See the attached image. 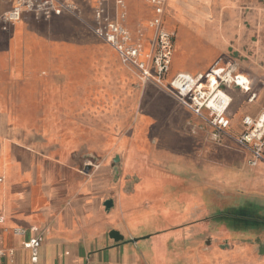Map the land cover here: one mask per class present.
Listing matches in <instances>:
<instances>
[{
	"label": "crops",
	"instance_id": "crops-1",
	"mask_svg": "<svg viewBox=\"0 0 264 264\" xmlns=\"http://www.w3.org/2000/svg\"><path fill=\"white\" fill-rule=\"evenodd\" d=\"M71 1L60 16L7 21L0 0V264H264L247 231L208 218L264 213V160L252 166L237 141L264 109V0H167L176 39L162 83L94 33L101 0ZM103 4L151 64L152 1ZM234 61L250 90L224 87L230 125L216 137L166 84Z\"/></svg>",
	"mask_w": 264,
	"mask_h": 264
},
{
	"label": "built area",
	"instance_id": "built-area-1",
	"mask_svg": "<svg viewBox=\"0 0 264 264\" xmlns=\"http://www.w3.org/2000/svg\"><path fill=\"white\" fill-rule=\"evenodd\" d=\"M8 1L11 2V8L2 16L7 21L20 20L25 13L49 19L76 10L75 4L71 0ZM105 1L101 0L95 8L94 33L115 47L124 62L135 65L145 80L162 83L170 71L173 49V34L162 27L167 0H151L156 12L153 23L157 27L156 49L150 56L151 64L140 59L141 47L133 43L127 28L123 24L111 20L103 4ZM118 2L122 3L123 0H118ZM237 67L238 65L234 61L225 66L215 65L209 71L196 75L179 72L166 84V89L182 105L204 118L214 128V135L220 137L230 125L226 110L231 98L224 87L234 84L246 91L250 90L249 80L237 72ZM243 124L245 130L237 138V141L250 149L249 163L255 166L264 160V109L256 117L245 116ZM1 221H3V217H0ZM16 232L22 233L23 230L18 229ZM42 240L41 236H34L25 243V246L31 251L34 263L38 262ZM5 255L6 252L0 249V258Z\"/></svg>",
	"mask_w": 264,
	"mask_h": 264
},
{
	"label": "trees",
	"instance_id": "trees-1",
	"mask_svg": "<svg viewBox=\"0 0 264 264\" xmlns=\"http://www.w3.org/2000/svg\"><path fill=\"white\" fill-rule=\"evenodd\" d=\"M221 216L223 223L231 228L242 231H264V213L259 210L233 206L228 207L226 211L221 213Z\"/></svg>",
	"mask_w": 264,
	"mask_h": 264
},
{
	"label": "rangeland",
	"instance_id": "rangeland-1",
	"mask_svg": "<svg viewBox=\"0 0 264 264\" xmlns=\"http://www.w3.org/2000/svg\"><path fill=\"white\" fill-rule=\"evenodd\" d=\"M162 27L166 30V31H168V32H170V33H172L173 34V49H172V56H173V53H174V47H175V39H176V34H175V32H174V30H169V29H167L165 26H163V23H162ZM171 62H172V57H171ZM170 67H171V64H170ZM228 207H233V206H226V207H222V208H215V210H214V212H212L211 214H210V216H208V218H209V222H214V223H218V224H221V223H223V221L221 220L222 219V216H221V213H223L224 211H226V209L228 208ZM234 207H236V205H234ZM194 220V219H193ZM190 222H192V221H190ZM197 235L196 233H186L185 235H186V239L188 238H193V236L194 235ZM240 235V237H249V238H252V239H256L257 237H261V238H263L264 237V232H262L261 230H248L247 232H245V233H240L239 234ZM259 235V236H258ZM185 239V238H184ZM224 239H222L221 241H223ZM230 241V240H229ZM225 242V241H224ZM229 243V242H228Z\"/></svg>",
	"mask_w": 264,
	"mask_h": 264
},
{
	"label": "water",
	"instance_id": "water-1",
	"mask_svg": "<svg viewBox=\"0 0 264 264\" xmlns=\"http://www.w3.org/2000/svg\"><path fill=\"white\" fill-rule=\"evenodd\" d=\"M110 204H111V201H108L107 205H110ZM112 235L116 239H122L123 238L118 231H113ZM247 241L259 243V245H260L259 251H260V253H264V240H262L261 237H257L256 239L249 238V239H247Z\"/></svg>",
	"mask_w": 264,
	"mask_h": 264
}]
</instances>
